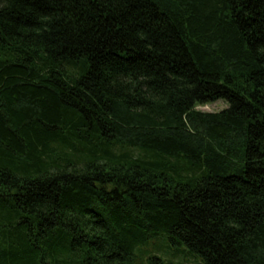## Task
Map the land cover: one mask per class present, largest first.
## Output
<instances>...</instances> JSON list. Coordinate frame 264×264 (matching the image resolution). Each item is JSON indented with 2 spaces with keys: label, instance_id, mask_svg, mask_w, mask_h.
Instances as JSON below:
<instances>
[{
  "label": "trees",
  "instance_id": "16d2710c",
  "mask_svg": "<svg viewBox=\"0 0 264 264\" xmlns=\"http://www.w3.org/2000/svg\"><path fill=\"white\" fill-rule=\"evenodd\" d=\"M159 237L264 264V0H0V264Z\"/></svg>",
  "mask_w": 264,
  "mask_h": 264
},
{
  "label": "rangeland",
  "instance_id": "374dc122",
  "mask_svg": "<svg viewBox=\"0 0 264 264\" xmlns=\"http://www.w3.org/2000/svg\"><path fill=\"white\" fill-rule=\"evenodd\" d=\"M228 104L219 100L207 105L197 106L195 109L200 112H218L225 109ZM142 253L141 264H159L156 260L149 258L161 259L165 264H200L197 257L187 252L183 246L173 245L165 237H159L149 241L143 246L138 254Z\"/></svg>",
  "mask_w": 264,
  "mask_h": 264
}]
</instances>
